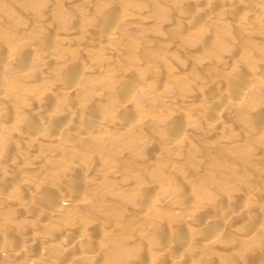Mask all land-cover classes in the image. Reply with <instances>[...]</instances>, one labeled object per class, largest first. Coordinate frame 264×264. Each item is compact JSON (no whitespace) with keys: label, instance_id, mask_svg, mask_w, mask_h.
<instances>
[{"label":"rangeland","instance_id":"obj_1","mask_svg":"<svg viewBox=\"0 0 264 264\" xmlns=\"http://www.w3.org/2000/svg\"><path fill=\"white\" fill-rule=\"evenodd\" d=\"M218 1L0 0V158L20 163H0L8 174L0 180V264H264V13L250 21L243 13L258 1L262 9L264 0H238L242 5L225 13ZM111 29L114 39L105 47L99 37ZM42 49H51V61ZM234 53L240 58L227 64ZM66 58L71 68L61 63ZM125 65L137 70L116 82L113 72ZM212 78L220 92L206 83ZM73 84L80 91H71ZM127 99L130 107L121 103ZM215 114L221 124L208 121ZM22 171L45 185L39 207L60 194L74 199L62 218L11 203L27 200L16 179ZM243 206L246 216L226 219L225 211Z\"/></svg>","mask_w":264,"mask_h":264},{"label":"bare ground","instance_id":"obj_2","mask_svg":"<svg viewBox=\"0 0 264 264\" xmlns=\"http://www.w3.org/2000/svg\"><path fill=\"white\" fill-rule=\"evenodd\" d=\"M195 1H196V0H195ZM188 2H189V1H188ZM219 2H220V3H219ZM223 2H224V0H222V1H221V0L218 1L219 5H221V6H220V9L223 10L224 13H225V11H227V10L229 11V9H228L227 7H229V8L231 9V8L233 7L232 5H236V6H238V3H240L238 0H228V3H223ZM244 2H245V1H244ZM92 3H93V2H92ZM115 3H116V2H115ZM252 3H254V2H252ZM255 3H256V2H255ZM88 4H89V3H88ZM88 4H87V5L85 4L86 7L88 6ZM240 4H241V3H240ZM260 4H261V3H260L259 1H258V4H255V5H253V6L250 5V4H248V5H249L248 7H250L251 9H248V8H247L246 11L244 10L243 13L246 15L245 18H248V17H249L248 19H249V21H250L251 15H254V18H256V17H258V15L256 16V14H259V13L261 12V10H262V12L264 13V11H263V10H264V9H263L264 7H262V9H261V8L259 7V6H261ZM89 5H90V4H89ZM241 5H242V4H241ZM258 5H259V6H258ZM196 6H197V5H195V7H196ZM236 6H235V8H238V7H236ZM89 7H90V6H89ZM233 8H234V7H233ZM225 9H227V10H225ZM186 11H187V10H186ZM223 11H222V14H224ZM56 12H57V11H56ZM130 12H131V11H130ZM137 12H139V10H137ZM262 12H261V13H262ZM58 13H59V12H58ZM187 13H188V12H187ZM231 13H232V12H231ZM233 13H234V12H233ZM235 13H237V12H235ZM235 13H234L233 15H235ZM247 13H248L249 15H248ZM55 14H56V13H55ZM191 14L193 15L194 13H191ZM218 14H219V13H218ZM192 15H190V16H192ZM228 15H229V14H228ZM233 15H232V17H233ZM242 15H243V14H242ZM245 15H244V16H245ZM262 15H263V14H262ZM101 16H102V15H101ZM181 16H182V15H181ZM186 16H187V15H186ZM220 16H221V15H220ZM220 16H219V17H220ZM236 16H237V15H236ZM255 16H256V17H255ZM259 16H260V15H259ZM56 17H57V16H56ZM107 17H109V16H107ZM154 17H155V16H154ZM216 17H217V16H216ZM223 17H224V15H223ZM223 17H222V18L220 17V18L223 19ZM241 17H242V16H241ZM161 18H162V17H161ZM178 18H179V17H178ZM187 18H188V21H190V20H191L192 18H194V17H190V18H189V16H187ZM233 18H234V17H233ZM261 18H262V17H260V19H261ZM121 19H122V18H121ZM138 19H139V18H138ZM179 19H180V18H179ZM182 19H184V18H182ZM210 19H211V17L209 16L208 18H204L203 20H205V22H206V21H209ZM218 19H219V18H218ZM226 19H228V18H226ZM226 19H225V20H226ZM235 19L237 20V17H235ZM248 19H247V20H248ZM21 20H22V19H21ZM107 20H108V19H107ZM119 20H120V19H119ZM122 20H123V19H122ZM122 20H121V21H122ZM161 20H162V19H161ZM196 20H197V19H196ZM198 20H200V19H198ZM232 20H233V19H232ZM236 20H235V21H236ZM242 20H244V19H242ZM256 20H257V19H256ZM263 20H264V19H262V21H263ZM137 21H138V20H137ZM186 21H187V19H186ZM191 21L194 22V20H191ZM227 21H228V20H227ZM227 21H226V22H227ZM251 21L253 22V20H251ZM254 21H255V20H254ZM258 21H260V20L258 19ZM258 21H256V23H257ZM22 22H23V21H22ZM117 22H119V21L117 20ZM168 22H169V21H168ZM193 22H192V23H193ZM200 22H201V21H200ZM203 22H204V21H203ZM110 23H111V22H110ZM123 23H124V22H123ZM188 23H189V22H188ZM227 23H229V22H227ZM235 23H237V21H236ZM104 24H106V23H103V25H104ZM111 24H112V23H111ZM118 24H119V23H118ZM197 24H200V23L197 22ZM217 24H218V23H217ZM219 24H220V23H219ZM239 24H240V23H239ZM239 24H238V25H239ZM252 24H253V23H252ZM257 24H258V23H257ZM108 25H109V24H108ZM200 25H201V24H200ZM202 25H204V23H202ZM205 25H206V24H205ZM225 25H226V23H225ZM109 26H110V25H109ZM219 26H220V25H219ZM223 26H224V25H223ZM236 26H237V25H236ZM240 26H242V25H239V27H240ZM103 27H104V26H103ZM243 27H244V26H243ZM245 27H247V26H245ZM245 27H244V28H245ZM41 28H42V27H41ZM117 28H118V27H117ZM117 28H116V29H117ZM119 28H120V27H119ZM184 29H185V28H184ZM184 29H183V30H184ZM192 29H193V28H192ZM241 29H242V27H241ZM106 30H107V29H106ZM108 30H109V29H108ZM111 30H112V31H111ZM111 30H110L111 32L109 31V33L106 32L107 35H105V36H103V37H102V36L99 37V39H101V40L105 43V47H106V45L108 46L107 43H109L108 41L111 40L110 38L114 39L113 36L115 35V34H114L115 31H113L114 29H111ZM117 30H118V29H117ZM185 30L187 31V29H185ZM245 31H246V29H245ZM67 32H68V31H67ZM117 32H118V31H117ZM227 32H228V31H227ZM64 33H65V32H64ZM194 33H196V32L194 31ZM67 34H68V33H67ZM97 34H98V33H97ZM103 34H104V33H103ZM13 35H15V34H13ZM18 36H19V35H18ZM13 37H14V36H13ZM26 37H27V36H26ZM28 37H29V36H28ZM229 38H230V37H229ZM22 39H23V37H22ZM26 39H27V38H26ZM216 39H217V38H216ZM23 41H24V40H23ZM114 41H115V40H114ZM56 42H57V41H56ZM19 43H21V42H19ZM59 43H61V42H59ZM59 43H58V44H59ZM113 43H114V42H113ZM26 44H27V43H26ZM19 45H20V44H19ZM23 45H24V43H23ZM38 45H39V44H38ZM56 45H57V44H56ZM60 45H61V44H60ZM60 45H57V46H60ZM253 46H254V45H253ZM12 47H13V46H12ZM31 47H32V46H31ZM22 48H23V47H22ZM26 48H27V47H26ZM36 48H37V47H36ZM52 48H53V47H52ZM107 48L109 49V47H107ZM31 49H32V48H31ZM58 49H59V47H58ZM18 50H19V49H18ZM24 50H26V49H24ZM33 50H34V47H33ZM37 50H38V49H37ZM39 50H40V49H39ZM39 50H38V51H39ZM42 50H43L44 52H46L45 54L42 53V54H43L42 56L45 58V60H47V59H49V60L51 59V60H52V58H51V57H52V53L50 52L51 49H49L48 51H47L46 49H42ZM42 50H41V51H42ZM45 50H46V51H45ZM53 50H54V49H53ZM63 50H64V49H63ZM109 50H110V49H109ZM43 51H42V52H43ZM54 51H56V50H54ZM54 51H53V53H54ZM61 51H62V49H61ZM237 51H238V50H237ZM15 52H16V50H15ZM57 52H58V51H57ZM57 52H55V53H57ZM114 52H115V50H114ZM242 52H243V51H242ZM20 53H21V52H20ZM106 53H108V52H106ZM237 53H238V52H237ZM237 53H236V54H235V53H234V54H231V56H230L229 58L227 57V58H228L227 60H229V61H227V62H229V63H227L226 61H225V63L230 64V60L232 61V58H234V59L237 58V59H235V60L238 61V57L240 58V56H239V55L237 56ZM10 54H11V53H10ZM17 54H18V53H17ZM17 54H15V55H16L15 58H14V55H8L7 59H5V64H6V65H7V64H10V63L12 62L11 60H14V59L16 60L17 57H18ZM35 54H36V53H35ZM226 54H227V53H226ZM5 55H6V54H5ZM19 55H20V54H19ZM62 55H63V54H62ZM31 56H33V55H31ZM63 56H65V55H63ZM228 56H229V55H228ZM250 56H251V55H250ZM39 57H40V56H39ZM55 57H56V56H55ZM222 57H223V56H222ZM242 57H243V56H242ZM242 57H241V58H242ZM19 58H20V57H19ZM19 58H18V59H19ZM34 58H35V57H34ZM34 58H33V59H34ZM70 58H71V57H70ZM72 58H73V57H72ZM74 58H75V57H74ZM101 58H102V57H101ZM248 58H249V57H248ZM40 59H41V58H40ZM57 59H58V58H57ZM62 59H63V58H62ZM246 59H247V58H246ZM15 60H14V61H15ZM51 60H50V61H51ZM55 60H56V59H55ZM59 60H60V59H59ZM67 60H68V58H66L65 61H64V60H62V61L60 60V61H61V63L64 62V65L66 64V66H68L70 62H69V60H68V61H67ZM103 60H104V59H103ZM225 60H226V59H225ZM248 60H249V59H248ZM14 61H13V62H14ZM33 61H34V60H33ZM57 61H58V60H57ZM60 61H59V62H60ZM66 61H67V62H66ZM74 61H75V60H74ZM15 62H16V61H15ZM40 62H43V61H40ZM47 62H48V61H47ZM47 62H46V64H47ZM68 62H69V63H68ZM123 62H124V61H123ZM123 62H122V63H123ZM32 63H34V62H32ZM43 63H45V61H44ZM43 63H42V64H43ZM52 63H53V62H52ZM55 63H56V62H55ZM71 63H72V62H71ZM231 63H232V62H231ZM233 63H235V62H233ZM19 64H20V61H19ZM35 64H36V63H35ZM49 64H50V63H49ZM62 64H63V63H62ZM79 64H80V63H79ZM131 64H132V63H131ZM134 64H135V63H134ZM57 65H58V63H57ZM135 65H136V64H135ZM135 65H134V66H135ZM33 66H34V65H33ZM35 66H36V65H35ZM60 66H61V65H60ZM119 66H120V65H119ZM223 66H224V64H223ZM0 67H1V66H0ZM5 67H7V66H5ZM21 67H23V66H21ZM121 67H122V68H120V70H118V71H116V72H113V74H114V76H115V78H116V82H117V80H119V82L122 81L127 75H129V73H131V70H133V68H135L136 66L133 67V68H129L127 65L124 66L125 68H123V66H121ZM138 67H139V66H138ZM230 67H232V69L234 68L232 64L230 65ZM3 68H4V67H3ZM68 68H71V66L69 65ZM113 68H114V66H113ZM150 68H151V67H150ZM218 68H219V67H218ZM109 69H110V68H109ZM117 69H118V68H116V70H117ZM151 69H152V68H151ZM156 69H157V68H156ZM156 69H155V70H156ZM235 69H237L236 66H235V68H234L233 70H235ZM19 70L22 71L23 69H19ZM112 70H113V69H112ZM135 70H137V67H136V69H134L133 71H135ZM144 70H145V69H144ZM149 70H150V69H149ZM238 70H239V69H237L236 71H238ZM3 71H4V70H3ZM113 71H114V70H113ZM151 71H152V70H151ZM24 72H26V71H24ZM33 72H35V71H33ZM33 72H32V73H33ZM48 72H50V71L48 70ZM58 72H59V70H58ZM58 72H57V73H58ZM71 72H72V71H70V73H71ZM74 72H75V71H74ZM135 72H136V71H135ZM152 72H153V71H152ZM233 72H234L235 74L237 73V72H235V71H233ZM249 72H250V71H249ZM44 73H45V72H44ZM50 73H51V72H50ZM68 73H69V72H68ZM107 73H108V72H107ZM153 73H154V72H153ZM153 73H151V74H153ZM166 73H167V72H166ZM251 73H252V72H251ZM58 74H59V73H58ZM72 74H73V73H72ZM72 74H71V75H72ZM149 74H150V73H149ZM156 74H157V72H156ZM167 74H168V73H167ZM167 74H166V75H167ZM235 74H234V75H235ZM1 75L3 76V72H2ZM21 75H22V74H21ZM25 75H27V74H24V76H25ZM39 75H40V74H39ZM39 75H38V77H43L44 74H43L42 76H39ZM49 75H50V74H49ZM67 75H68V74H67ZM86 75H87V74H86ZM86 75H85V76H86ZM158 75H159V74H158ZM168 75H169V74H168ZM230 75H233V74H230ZM31 76H32V75H31ZM69 76H70V74H69ZM73 76H74V75H73ZM160 76H161V75H160ZM163 76H164V75H163ZM33 77H34V76H33ZM81 77H82V76H81ZM129 77H130V76H129ZM161 77H162V76H161ZM2 78H3V77H2ZM7 78H8V77H7ZM7 78H6V79H7ZM25 78H26V77H25ZM71 78H72V76H71ZM84 78H85V77H84V75H83V77L80 78V79H84ZM137 78H139V77H137ZM223 78H224V77H223ZM231 78H233V77H231ZM6 79H5V80H2L1 83L4 82V81H6ZM43 79H44V78H43ZM43 79H42V80H43ZM58 79H59V78H58ZM99 79H100V78H99ZM126 79H127V78H126ZM202 79H203V78H202ZM208 79H209V78H208ZM60 80H61V79H60ZM73 80H76V79L73 78ZM96 80H97V79H96ZM127 80H128V79H127ZM140 80H141V79H140ZM30 81H31V80H30ZM97 81H98V80H97ZM111 81H112V80H111ZM137 81H138V80H137ZM146 81H147V80H146ZM209 81H210V82H209ZM209 81H207L206 83L211 84V85L213 84V86L215 85V87H216L217 84H218L217 82H219V81H217V80H213V78H212V80L210 79ZM252 81H253V80H252ZM40 82H42V81H40ZM43 82H44V81H43ZM45 82H46V79H45ZM133 82L135 83L136 80L133 81ZM138 82L141 83L140 81H138ZM155 82H156V81H155ZM172 82H174V81H172ZM182 82H183V81H182ZM189 82H190V81H189ZM234 82H235V81H234ZM49 83H50V82H49ZM49 83H48V84H49ZM100 83H101V82H100ZM145 83H146V82H145ZM175 83H176V82H175ZM219 83H220V82H219ZM227 83H228V82H227ZM2 84H3V83H2ZM4 84H6V83H4ZM35 84H36V83H35ZM35 84H34V87H35ZM41 84H42V83H41ZM77 84H78V83H77ZM77 84H73V85L70 87V90H71V91H75L76 89L79 88L78 91H80V87H78ZM113 84H114V82H113ZM136 84H137V82H136ZM143 84H144V83H143ZM146 84H147V83H146ZM146 84H144V85L146 86ZM150 84H152V83L150 82ZM165 84H166V83H165ZM42 85H43V84H42ZM222 85H223V87L226 86L225 84H222ZM37 86L39 87V85H37ZM101 86H102V85H101ZM109 86H110V85H109ZM134 86H135V85H134ZM136 86H137V85H136ZM163 86H164V85H163ZM6 87L9 88V87H10L9 84H6ZM74 87H75L76 89H75ZM77 87H78V88H77ZM114 87H115V86H114ZM143 87H144V86H143ZM156 87H157V86H156ZM13 88H14V87H13ZM13 88H10V89H12V91H13V90H15V89H13ZM39 88H41V87H39ZM115 88H116V87H115ZM148 88H149V87H148ZM150 88H151V87H150ZM220 88H222V87H220ZM41 89H43V88H41ZM136 89H137V88H136ZM136 89H135V90H136ZM217 89H218V91H219V86H217ZM2 90H3V89H2ZM6 90H7V89H5V91H6ZM23 90H25V88H24ZM112 90H113V89H112ZM135 90H134V91H135ZM147 90H148V89H147ZM154 90H156V89H154ZM166 90H167V88H166ZM166 90H165V91H166ZM12 91H11V92H12ZM42 91H43V90H42ZM76 91H77V90H76ZM114 91H115V90H114ZM116 91H117V90H116ZM119 91H120V90H119ZM119 91H118V92H119ZM129 91H130V90H129ZM136 91H137V90H136ZM140 91H141V90H140ZM229 91H230V90H229ZM238 91H239V90H238ZM247 91H248V90H247ZM247 91H244V90H243V91H242V92H243V95H246ZM0 92H1V90H0ZM7 92H8V91H7ZM14 92H15V91H14ZM17 92H18V91H17ZM19 92H20V91H19ZM29 92H30V91H29ZM43 92H44V91H43ZM68 92L70 93L69 90H68ZM68 92H67V93H68ZM118 92H117V93H118ZM163 92H164V91H163ZM167 92H168V90H167ZM167 92H166V93H167ZM219 92H220V91H219ZM20 93H21V92H20ZM27 93H28V92H27ZM73 93H74V92H73ZM73 93H72V94H73ZM76 93H78V92H76ZM76 93H74V94H76ZM113 93H114V92H113ZM171 93H172V92H171ZM194 93H195V92H194ZM194 93H193V94H194ZM222 93H223V90H222ZM229 93H230V92H229ZM236 93H237V92H236ZM239 93H240V92H239ZM24 94L26 95V93H23V96H24ZM37 94H38V93H37ZM40 94H41V92H40ZM105 94H106V93H105ZM108 94H109V93H108ZM167 94H168V93H167ZM28 95H29V94H28ZM41 95H42V94H41ZM106 95H107V94H106ZM229 95H230V94H228V96H229ZM0 96H1V95H0ZM15 96H16V93H15ZM20 96H21V95H20ZM36 96H37V95H36ZM39 96H40V95H39ZM147 96H148V95H147ZM163 96H164V95H163ZM171 96H172V95H171ZM236 96H237V95H236ZM239 96H240V95H239ZM5 97H6V96H5ZM11 97H12V96H11ZM34 97H35V96H34ZM103 97H104V96H103ZM103 97H102V98H103ZM123 97H124V96H123ZM142 97H143V96H142ZM188 97H189V96H188ZM224 97H225V96H224ZM231 97L235 98L234 95L231 96ZM231 97H230V98H231ZM1 98H3V97H1ZM13 98H14V96H13ZM18 98H20V97L18 96ZM18 98H17V99H18ZM21 98H22V97H21ZM37 98H38V96H37ZM41 98H43V97H41ZM95 98H96V97H95ZM98 98H99V97H98ZM203 98H204V97H203ZM208 98H209V97H208ZM210 98H211V97H210ZM214 98L216 99V97H214ZM219 98H220V97H219ZM233 98H231V100H232ZM236 98H237V97H236ZM242 98H243V97H240L239 99L243 100ZM244 98H245V97H244ZM24 99H25V101H26V99H27L26 96H25ZM31 99H32V98H31ZM35 99H36V98H35ZM175 99H176V98H175ZM177 99H178V98H177ZM179 99H180V98H179ZM192 99H193V98H192ZM220 99H221V98H220ZM239 99H238V100H239ZM3 100H4V99H3ZM37 100H38V99H37ZM170 100H171V99H170ZM180 100L182 101V99H180ZM180 100H179V101H180ZM193 100H194V99H193ZM210 100H211V99H210ZM238 100H237V99H236V100L233 99L234 102H237ZM244 100H245V99H244ZM244 100H243V102H245ZM4 101H5V100H4ZM25 101H24V102H25ZM42 101H43V100H42ZM42 101H41V102H42ZM120 101H121V100H120ZM204 101H206V100L204 99ZM8 102H10V101H8ZM41 102H40V104H41ZM116 102H117V100H116ZM130 102H132V103H130ZM175 102H176V101H175ZM238 102H239V101H238ZM240 102H241V101H240ZM243 102H241V104H243ZM13 103H14V102H13ZM17 103H18V102H17ZM121 103L124 104L125 106H127V105L129 106V105L133 104V100L131 101L130 99H127V100L121 101ZM129 103H130V104H129ZM179 103H180V102H179ZM29 104H31V103H29ZM116 104H117V103H116ZM118 104H119V103H118ZM118 104H117V105H118ZM135 104H136V103H135ZM180 104H181V103H180ZM228 104H229V103H228ZM237 104H238V103H237ZM239 104H240V103H239ZM239 104H238V105H239ZM241 104H240V105H241ZM16 105H18V104H16ZM119 105H120V104H119ZM119 105H118V108L120 107ZM184 105H185V103H184ZM220 105L222 106V104H220ZM223 105H224V104H223ZM235 105H236V104H235ZM240 105H239V106H240ZM18 106H19V105H18ZM135 106L137 107L138 104L135 105ZM207 106H208V105H207ZM207 106H206V108H208ZM218 106H219V105H218ZM225 106H226V105H225ZM236 106H237V105H236ZM25 107H26V106H25ZM121 107L123 108V106H121ZM121 107H120V108H121ZM129 107H130V106H129ZM129 107H128L127 109H130ZM131 107H132V106H131ZM214 107H217V105L214 106ZM228 107H229V106H228ZM20 108H21V107H20ZM20 108H19V109H20ZM132 108L135 109V107H132ZM220 108H221V107H220ZM232 108H233V107H232ZM22 109H23V107H22ZM22 109H21V112H22L23 114H24V113H27V112L25 111L26 109H25V110H22ZM124 109H126V108H124ZM134 109H133V110H134ZM217 109H218V107H217ZM225 109H226V108H225ZM14 110H15V109H14ZM17 110H18V109H17ZM31 110H32V108L27 109V111H29V114L31 113V112H30ZM117 110H118V109H117ZM130 110H132V109H130ZM202 110H204L203 107H202ZM209 110H210V109H209ZM221 110H223V109H221ZM227 110H229V109H227ZM12 111H13V110H12ZM59 111H60V110H59ZM225 111H226V110H225ZM17 112H18V111H17ZM15 113H16V112H15ZM173 113H175V112H173ZM185 113H186V112H185ZM215 113H216V112H215ZM229 113H230V112H229ZM17 114H19V112H18ZM17 114H15V115H17ZM137 114H138V113H137ZM139 114H140V113H139ZM156 114H157V113H156ZM225 114H226V113H225ZM3 115H4V114H3ZM21 115H22V114H21ZM170 115H171V114H170ZM187 115H189V114H187ZM187 115H186V116H187ZM215 115H216V114H215ZM1 116H2V114H1ZM5 116L7 117L8 115H5ZM19 116H20V115H19ZM140 116H141V115H140ZM140 116H139V117H140ZM168 116H169V115H168ZM175 116H176V115H175ZM175 116H174V117H175ZM216 116H217V117H215V119H214V118H210L208 121H210V120L212 121V120H213V124L219 123L221 117H218V116H219L218 114H217ZM3 117H4V116H3ZM8 117H9V116H8ZM25 117H26V116H24V118H25ZM134 117H136V116H134ZM137 117H138V116H137ZM166 117H167V116H166ZM204 117H205V116H204ZM20 118H21V117H20ZM20 118H18V119H20ZM42 118H43V117H42ZM42 118L40 117V119H42ZM49 118H50V117H49ZM167 118H168V117H167ZM182 118H184V117H182ZM22 119H23V118H22ZM25 119H26V118H25ZM43 119H44V118H43ZM176 119H177V118H176ZM185 119H187V118H185ZM190 119H191V118H190ZM23 120H24V119H23ZM136 120H137V119H136ZM164 120H165V119H164ZM191 120H192V119H191ZM221 120H223V119H221ZM113 121H114V120H113ZM214 121H215V122H214ZM2 122H3V121H0V124H1ZM13 122H14V121H13ZM13 122H12V123H13ZM41 122H42V121H41ZM43 122H44V121H43ZM45 122H46V121H45ZM116 122H117V121H116ZM132 122H133V120H132ZM132 122L129 123V126H130L131 124H132V126L134 125ZM188 122H189V121H188ZM222 122H223V121H222ZM48 123H49V121H48ZM58 123H59V122H58ZM103 123H104L103 121H100L99 123H97V130H98V131L103 127ZM114 123H115V122H114ZM117 123H118V122H117ZM140 123H141V122H140ZM160 123H161V122H160ZM171 123H172V122H171ZM206 123H207V122H206ZM209 123H211V122H209ZM2 124H3V123H2ZM41 124H42V123H41ZM44 124H45V123H44ZM162 124H163V123H162ZM219 124H221V123H219ZM33 125H34V124H33ZM37 125H38V124H37ZM51 125H52V123H51L49 126H51ZM91 125H94V124H91ZM136 125H137V124H136ZM160 125H161V124H160ZM211 125H212V124H211ZM35 126H36V125H34L33 127L31 126V128H32V129H33V128L36 129ZM132 126H130V127H132ZM168 126H170V125H168ZM190 126H191V124H190ZM212 126H213V125H212ZM212 126H211V128L214 129V127H212ZM0 127H1V126H0ZM208 127H209V126H208ZM1 128H2V127H1ZM44 128H45V126H44ZM55 128H56V127H55ZM57 128H58V127H57ZM134 128H136V126L133 127V129H134ZM262 128H263V127H262ZM262 128H261V129H262ZM45 129H46V128H45ZM50 129H51V128H50ZM85 129H87V128H85ZM136 129H137V128H136ZM168 129H169V128H168ZM263 129H264V128H263ZM7 130H9V129H7ZM37 130H38L37 134H38V136H39V137L37 136V138L44 137V136L41 135V132H42V131L39 130L38 127H37L36 131H37ZM42 130H43V129H42ZM52 130H53V129H52ZM52 130H51V132H52ZM166 130H167V129H166ZM2 131H3V130H2ZM32 131H33V130H32ZM40 131H41V132H40ZM45 131H46V130H45ZM45 131H43V132H45ZM53 131H54V130H53ZM57 131H58V129H57ZM3 132H4V131H3ZM3 132H2V133H3ZM47 132H49V131H47ZM51 132H49V133H51ZM209 132H210V131H209ZM209 132H208V133H209ZM49 133H48V134H49ZM211 133H212V132H211ZM42 134H43V133H42ZM54 134H55V133H54ZM81 134H83V135H82L83 138H84L85 136L88 137V136H92V135H94V134H92L91 132H81ZM113 134H114V133H113ZM2 135H3V134L0 133V143H1V140H2V139H1ZM40 135H41V136H40ZM52 135H53V134H52ZM179 135H180V134H179ZM31 136H32V135H31ZM48 136H49V135H48ZM184 136H185V134H184ZM215 136H216V135H215ZM19 137H21V136H19ZM93 137H94V136H93ZM24 138H27V134H26V137H24ZM30 138H31V137H30ZM30 138H29V139H30ZM91 138H92V137H91ZM91 138H90V139H91ZM184 138H185V137H184ZM19 139H21V138H19ZM29 139H28V140H29ZM43 139H44V138H43ZM85 139H86V138H85ZM180 139H181V138H180ZM21 140L23 141V139H21ZM28 140H26V141H28ZM37 140H38V139H37ZM41 140H42V139H41ZM144 140H145V139H144ZM175 140H176V139H173V141L171 140V143L175 145V147H174L175 149H176V148L178 149V147H180L181 144H180L179 141H175ZM33 141H34V140H33ZM142 141H143V140H142ZM37 142H38V141H37ZM91 142H92V141H91ZM224 143H225V142H224ZM91 144H92V143H91ZM141 144H143V143H141ZM30 145H31V144H30ZM226 145H227V144H226ZM28 147H29V146H28ZM138 147H139V146H138ZM95 148H96V147H95ZM102 148H103V147H102ZM29 149L32 150L33 148H29ZM29 149H28V150H29ZM34 149H35V148H34ZM68 149H69V148H68ZM100 149H101V148H100ZM100 149H99V150H100ZM179 149H180V148H179ZM14 150H15V149H14ZM31 150L29 151L30 153L32 152ZM71 150H72V149H71ZM52 151H53V150H52ZM69 151H70V150H69ZM103 151H104V150H103ZM13 152H14V151H13ZM13 152H12V153H13ZM27 152H28V151H27ZM29 152H28L27 154H30ZM35 152H36V151H35ZM35 152H34V153H35ZM50 152H51V151H50ZM50 152H49V153H50ZM71 152H72V151H71ZM79 152H80V151H79ZM82 152H83V151H82ZM91 152H92V151H91ZM91 152H90V153H91ZM14 153H15V152H14ZM34 153H32V154H34ZM63 153H64V151H63ZM72 153H73V152H72ZM83 153L86 154V152H83ZM101 153H102V151H101ZM177 153H178V152H177ZM16 154H17V153H16ZM38 154H39V153H38ZM50 154H52V152H51ZM66 154H67V153H66ZM75 154H77V152H76ZM88 154H89V153H88ZM3 155H6V154H3ZM21 155H22V154H21ZM34 155H35V154H34ZM67 155H68V154H67ZM69 155H72V154H69ZM81 155H82V154H81ZM100 155H101V154H100ZM73 156H74V153H73ZM6 157H7V156H6ZM17 157H18V154H17ZM41 157H43V156H41ZM49 157L53 158V155H51V156H49ZM84 157H85V156H84ZM3 158H4V157H3ZM54 158H55V157H54ZM179 158H180V156H179ZM33 159H34V158H33ZM39 159H40V158H39ZM175 159H176V158H175ZM16 160H17V158H13V157H10V156H9V157H7V158H5V159L0 158V163H5V164H7V166L9 165V166H11L12 168H15V167L18 168L19 165H20V163H18L19 161L17 162ZM55 160H56V158H55ZM111 160H113V159H111ZM23 161H24V160H23ZM36 161H38V160L35 159V162H36ZM49 161H50V160H48V162H49ZM51 161H52V160H51ZM51 161H50V162H51ZM74 161H75V160H74ZM108 161H109V160H108ZM33 162H34V161H33ZM35 162H34V163H35ZM39 162H40V161H38V163H39ZM109 162H110V161H109ZM111 162H112V161H111ZM55 163H56V162H55ZM21 165H22V164H21ZM41 165H43V164H40V166H41ZM9 166H8V167H9ZM36 166H37V165H36ZM38 166H39V165H38ZM1 167H2V166H1ZM1 167H0V168H1ZM8 167H7V168H8ZM63 167H64V166H63ZM36 168H39V167H36ZM120 168H121V167H120ZM32 169H33V168H32ZM106 169H107V168H106ZM5 170H6V169H5ZM5 170H4V173L2 174V173H1V172H2V169H0V180H5V179H6V176H7L8 174H6L7 171H5ZM9 170H10V169H9ZM30 170H31V169H30ZM112 170H113V169H112ZM121 170H122V169H121ZM11 171H13V169H12ZM27 171H29V170H27ZM51 171H52V170H51ZM51 171H50V172H51ZM59 171H60V170H59ZM63 171H64V170H63ZM54 172H55V171H54ZM109 172H110V168H109ZM22 173H23V175H21V174H20V176L18 175V176L16 177V179H17L19 185L22 186V187L24 188L25 191H27V193H26V195H25V196H27V197H25V199H27V200H26L25 202H24V201H21V200L18 201L17 198H13V199H12V202H11V200H9L11 203L15 202V203H16V206H17L18 208L20 207L18 210L24 212V211H26V210H32V209H35V210H34L35 212H41V213H43V214L46 216L47 219H53V218H57V217H59L61 214H63L65 207H68L70 204H72L73 202H75L74 199H71L70 197L67 198L68 196L60 194L61 196L59 195V196H60L59 200H58L57 202H55L53 205H51V206H47L46 209H44L45 207H44V208L39 207L38 204H36V203H37V201H36L37 199H36V198H37L38 195H40V191H42V190L45 188V187H44L45 185H43V186L40 185V184H43V183H41L42 181H41L40 179H34L33 177L29 176L28 173H27L26 171H22ZM24 173H25V174H24ZM1 174H2V175H1ZM59 174H60V173H59ZM63 174H64V173H63ZM110 174H112V176H115L116 173L114 174V171H111ZM52 175H53V174H52ZM60 175H61V174H60ZM104 175H105V174H104ZM153 175H154V174H153ZM10 176H11V175H10ZM10 176H9V177H10ZM13 176H14V175H13ZM50 177H51V176H50ZM53 177H54V176H53ZM11 178H12V176H11ZM102 178H103V177H102ZM16 179H14V177H13L12 180L15 181ZM46 179H47V177H46ZM50 179H51V178H50ZM54 179H55V178H54ZM39 180H40V181H39ZM47 180H48V179H47ZM1 182H2V181H1ZM46 182H47V181H46ZM14 183H15V182H14ZM47 183H48V182H47ZM47 183H46V184H47ZM16 184H17V183H16ZM11 185H12V184H11ZM148 185H149V184H148ZM148 185H147V186H148ZM13 186H14V185H12L11 187H13ZM15 186H17V185H15ZM40 187H43V188H40ZM14 188L16 189V187H14ZM14 188H13V189H14ZM127 188H128V187H127ZM21 189H22V188H21ZM41 189H42V190H41ZM56 189H57V188H56ZM58 189H59V188H58ZM149 189H150V188H149ZM22 190H23V189H22ZM55 191H57V190H55ZM138 191H139V190H138ZM154 191H155V190H154ZM2 192H3V191H2ZM6 192H7V191H6ZM3 193H4V192H3ZM3 193H2V196H4V194H5V193H4V194H3ZM12 193H14V192H12ZM59 193H60V189H59ZM64 194H65V193H64ZM81 194H82V193H81ZM257 194H258V193H257ZM240 195H241V194H240ZM5 196H6V195H5ZM137 196H138V193H137ZM238 196H239V194H238ZM260 196H261V195H260ZM2 198H3V197H2ZM139 198H140V197H139ZM149 198H150V197H149ZM149 198H148V199H149ZM152 198H154V197H152ZM152 198H151V200H152ZM193 198H194V197H193ZM5 200H6V199H5ZM80 200H81V199H80ZM80 200H79V202H80ZM82 200H83V199H82ZM82 200H81V201H82ZM260 200H262V199L260 198ZM184 203H185V202H183L182 204H184ZM193 204H194V203H193ZM244 204H245V203H244ZM246 204H247V203H246ZM10 205H12V204H10ZM82 205H83V204H82ZM13 206H14V205H13ZM180 206H181V204H180ZM182 206H184V205H182ZM193 206H195V205H193ZM241 206H242V205H241ZM247 206H248V205H247ZM247 206H246V207L243 206V207H245V208H241V209H239V210L237 211L236 214H233L234 211H233V213L230 212V211H228V212L225 211V213H227V215H226V219L228 220V219H231V217L233 218V217H238V216H241V217H242V216H246V215L248 214V213H246V210L248 209ZM251 206H252V205H251ZM17 207H15V208H17ZM180 208H181V207H180ZM249 208H250V205H249ZM66 209H67V208H66ZM181 209H184V208H181ZM242 209H244L245 211L242 210ZM236 210H237V209H236ZM223 211H224V210H223ZM254 211H256V210H254ZM263 214H264V213H263ZM263 214H262V215H263ZM262 215H261V216H262ZM60 217H61V216H60ZM61 218H62V217H61ZM196 218H197V217H196ZM57 219H60V218H57ZM72 219H74V218H72ZM67 221H68V220H67ZM210 221H211V220H205V223H204V224L207 223V225H209V222H210ZM57 223H58V222H57ZM59 223H60V222H59ZM67 223H68V222H67ZM74 223H75V221H74ZM211 224H212V222H211ZM211 224H210V225H211ZM60 230H61V229H60ZM215 230H216V229H215ZM217 230H218V228H217ZM79 232H82V231L80 230ZM220 232H221V230H220ZM75 233H76V232H75ZM83 233H85V232L83 231ZM83 233H82V234H80V233L77 234L75 240H77L78 242L81 241V239L84 237V236H83ZM250 233H251V232H250ZM28 234H29V233H28ZM28 234H26L27 236L25 235L26 237L24 236L25 239H28V238H29ZM216 234L218 235L219 232L217 231ZM51 235H52V234H51ZM244 235H245V234H244ZM246 235H247V234H246ZM248 235H250V234H248ZM250 236H252V235H250ZM74 237H75V236H74ZM210 237H211V235H210ZM252 237H254V236H252ZM42 238H43V237H42ZM171 238H172V237H171ZM171 238H170V239H171ZM167 239H168V238H167ZM73 241H74V240H73ZM169 241H170V240H169ZM169 241H167L168 244H166V247H164L165 245L163 246V249L165 248V249H164L165 253L168 252L167 250L170 249V246H171V245L169 244ZM185 241H186V240H185ZM206 241H207V240H206ZM206 241H205V242H206ZM208 241H210V240H208ZM81 243H82V242H81ZM172 243H173V242H172ZM82 245H83V244H82ZM183 246H184V245H183ZM187 247H189V246H186L185 249H186ZM18 249H19V248H18ZM161 249H162V248H161ZM161 249H160V250H161ZM182 249H183V248H182ZM185 249H183V250H185ZM227 249H228V248H227ZM228 250H229V249H228ZM95 253H98V252H95ZM163 253H164V252H163ZM96 255H97V254H96ZM96 255H95L94 253H93V254H90V255H82V254L79 253L77 256L80 257V259H83V258H85V257H88V258H89V257H95V258H96V257H97ZM77 260H78V259H77ZM95 260H96V259H95ZM178 260H179V259H178ZM176 261H177V260H176Z\"/></svg>","mask_w":264,"mask_h":264}]
</instances>
